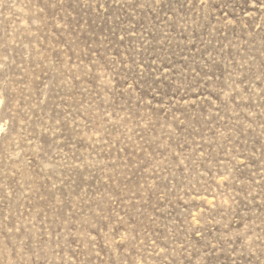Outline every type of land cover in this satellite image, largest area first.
Masks as SVG:
<instances>
[{
    "label": "rangeland",
    "instance_id": "rangeland-1",
    "mask_svg": "<svg viewBox=\"0 0 264 264\" xmlns=\"http://www.w3.org/2000/svg\"><path fill=\"white\" fill-rule=\"evenodd\" d=\"M0 264H264V0H0Z\"/></svg>",
    "mask_w": 264,
    "mask_h": 264
}]
</instances>
